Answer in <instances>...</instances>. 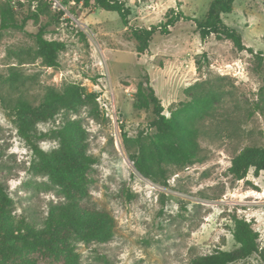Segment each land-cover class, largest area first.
Masks as SVG:
<instances>
[{
  "label": "rangeland",
  "instance_id": "rangeland-1",
  "mask_svg": "<svg viewBox=\"0 0 264 264\" xmlns=\"http://www.w3.org/2000/svg\"><path fill=\"white\" fill-rule=\"evenodd\" d=\"M124 1L131 9L128 25L118 12L58 0L38 21L29 20L25 31L0 30V180L13 198V215L41 226L50 207L65 197L47 174L32 168L31 147L19 135L10 106L20 99L37 105L49 90L78 83L100 93L97 103L62 111L36 128L50 132L38 144L51 151L59 145L55 129L66 119L79 120L98 158L88 171L93 183L83 202L110 212L116 234L106 242L73 237L81 264H187L217 249L230 250L236 246L233 214L253 222L264 254V171L256 176L252 168L243 180L229 172L246 146H264V61L259 66L254 54L239 51L231 40L214 35L203 40L193 21L155 35L139 54L132 26L149 28L173 8L204 19L213 0ZM15 2L25 14L39 0ZM222 17L241 31L247 46L264 52V0H234L233 11ZM41 26L47 38L66 44L58 51L57 67L43 61L33 35ZM147 77L168 116L195 97L212 91L220 97L208 112L191 113L199 132L198 157L186 165L166 164L167 181L140 174L130 158L137 146L127 147L123 137L156 132L148 128L152 108L135 107L138 85ZM232 264H264V256Z\"/></svg>",
  "mask_w": 264,
  "mask_h": 264
},
{
  "label": "trees",
  "instance_id": "trees-1",
  "mask_svg": "<svg viewBox=\"0 0 264 264\" xmlns=\"http://www.w3.org/2000/svg\"><path fill=\"white\" fill-rule=\"evenodd\" d=\"M36 0H30L32 3ZM86 8H102L118 12L123 22L128 25L131 9L124 0H74ZM53 1L50 0L49 3ZM48 2H38L34 10L19 14L15 0L0 1V30L18 29L25 31L27 22L38 21L40 14L50 6ZM234 0H213L204 19L187 15L182 9H171L166 20L151 27L132 26V35L137 40L139 54L145 53L155 35H169L172 28L180 21H193L203 40L211 36L217 39L231 40L239 51L255 55L259 66L264 61V52L255 51L244 42L243 34L237 28L228 25L222 15L233 11ZM74 11V10H72ZM60 14H64L60 10ZM21 15V16H20ZM46 27L41 26L36 34V42L42 52L45 65H60L58 51L65 47V42L46 37ZM100 93L89 91L81 84L73 83L63 90H49L43 100L34 105L26 99H20L10 106L18 125L19 135L30 145L33 154L32 168L38 173L47 174L58 187L65 201L53 204L41 226L25 216L13 215V198L4 182L0 180V264H81L80 253L71 242L78 237L84 242H106L116 234V221L113 215L96 209L83 202L89 196L93 179L89 169L98 161L90 151L87 130L76 119H66L55 129L59 145L47 151L40 147L38 140L50 135L39 132L36 125L54 119L62 111H75L79 107L97 103ZM137 109H151L155 117L148 128L155 129L154 135L142 130L136 137H123L127 147L132 144L137 149L130 152L135 169L142 175L157 180L166 177L165 165L176 160L183 165L198 157V129L192 118L202 115L219 100V95L212 91L193 98L174 111L170 116L165 113V106L157 95L156 89L147 77L139 83L135 93ZM181 113H188L182 119ZM254 169L256 176L264 171V146L249 145L232 159L229 172L236 180L248 177ZM233 235L236 246L233 249H217L211 253L193 258L187 264H232L263 252L260 245L259 231L246 217L232 215Z\"/></svg>",
  "mask_w": 264,
  "mask_h": 264
},
{
  "label": "built area",
  "instance_id": "built-area-1",
  "mask_svg": "<svg viewBox=\"0 0 264 264\" xmlns=\"http://www.w3.org/2000/svg\"><path fill=\"white\" fill-rule=\"evenodd\" d=\"M52 1H53L54 3H56V4L58 3V2H57L58 0H52Z\"/></svg>",
  "mask_w": 264,
  "mask_h": 264
},
{
  "label": "bare ground",
  "instance_id": "bare-ground-1",
  "mask_svg": "<svg viewBox=\"0 0 264 264\" xmlns=\"http://www.w3.org/2000/svg\"><path fill=\"white\" fill-rule=\"evenodd\" d=\"M118 146V145H117Z\"/></svg>",
  "mask_w": 264,
  "mask_h": 264
}]
</instances>
